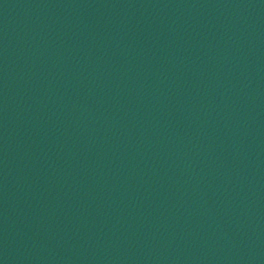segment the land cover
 Listing matches in <instances>:
<instances>
[{
  "label": "water",
  "instance_id": "water-1",
  "mask_svg": "<svg viewBox=\"0 0 264 264\" xmlns=\"http://www.w3.org/2000/svg\"><path fill=\"white\" fill-rule=\"evenodd\" d=\"M0 264H264V0H0Z\"/></svg>",
  "mask_w": 264,
  "mask_h": 264
}]
</instances>
